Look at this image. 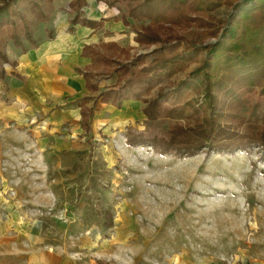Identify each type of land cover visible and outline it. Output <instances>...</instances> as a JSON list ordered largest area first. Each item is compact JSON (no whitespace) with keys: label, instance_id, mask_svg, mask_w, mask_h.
I'll return each mask as SVG.
<instances>
[{"label":"rangeland","instance_id":"obj_1","mask_svg":"<svg viewBox=\"0 0 264 264\" xmlns=\"http://www.w3.org/2000/svg\"><path fill=\"white\" fill-rule=\"evenodd\" d=\"M70 1L48 4L49 19L35 24L34 37L39 42L49 32L64 34L67 56L57 67L46 61V67L61 77L86 72L98 89L84 85L58 95L46 110L52 121L45 119L46 111L32 113L24 128L8 126L18 137L0 138L2 155L6 147L17 155L16 166L0 171V264H29L33 253H45L48 261L54 258L60 264H264L263 150L252 144L233 152L203 147L176 155L150 144L130 146L126 137L132 133L167 137L171 118L162 112L156 120L146 119L141 98L127 99L136 100L137 106L123 99L119 107L100 100L102 91L114 86L116 62L141 61V66L159 51L189 48L187 64L164 75L142 98H152L162 88L167 90L164 108H176L190 97L200 103L201 91L191 89L183 97L171 88L206 58L203 46L217 40L210 35L213 29L191 22L174 27L179 42L143 45L134 40L139 26L130 17L124 25L117 6L84 0L75 12ZM230 10L218 7L211 23L217 26ZM202 15L209 20L207 13ZM74 16L101 23L92 28L76 22L72 29ZM85 43L116 62L107 65L88 56L86 63L81 61L76 49ZM6 45L9 58L16 57L20 50ZM260 90L257 85L242 96L264 106ZM74 98L95 106L87 133L79 123V107L70 104ZM219 100L206 111H219L223 96ZM247 109L234 111L246 117ZM223 111L227 115L232 110ZM220 120L232 125L238 121L226 116ZM29 126L33 133L25 132ZM6 181L14 187L7 188ZM3 197L12 201V215L4 212Z\"/></svg>","mask_w":264,"mask_h":264},{"label":"trees","instance_id":"obj_2","mask_svg":"<svg viewBox=\"0 0 264 264\" xmlns=\"http://www.w3.org/2000/svg\"><path fill=\"white\" fill-rule=\"evenodd\" d=\"M53 0H0V79L8 74L5 65L10 67L9 74L19 76L15 67L17 62L8 58L7 43L26 51L38 46L34 37V26L40 21L49 19L48 7ZM110 6H117L121 11L124 25H129L131 18L139 27H135V36L139 44L165 43L173 44L181 38L172 33L174 27H186L191 22L199 26H209L213 30L215 42L203 46L206 58L191 73L172 83L174 94L189 96L190 90L201 91L203 99L199 103L190 97L176 108H164L163 100L167 90L160 89L156 95L143 99L146 90L154 87L164 75L171 76L175 71L187 64V53L192 49H176L168 52L159 51L145 65L139 66L135 61L114 62L113 57L101 54L94 46L85 44L81 55L90 57L94 62H103L113 67L116 76L114 86L102 91L100 100L116 107L123 99H142L145 106L142 114L146 119L156 120L163 113L171 118L167 137L146 138L141 134H128L126 142L135 144H150L161 152H174L176 155L192 154L193 151L207 147L217 153L233 152L247 149L252 144L264 152V106L258 102L247 101L242 96L243 90H254L259 85L264 94V0H106ZM84 0H71L69 6L75 12ZM47 3V6L44 5ZM49 4V6H48ZM227 5L231 8L225 19L214 26L210 19L218 7ZM202 13H207L209 20ZM150 23L144 24L143 20ZM70 28L76 22L92 28L99 27L101 20L74 16ZM50 34V32H49ZM50 36V35H49ZM107 47H115L107 43ZM82 72L85 85L91 89L98 87L88 81V75ZM219 111H206L220 102ZM71 104L79 107L80 126L88 132L93 107H86L83 101L74 98ZM248 115L242 116L235 108L245 106ZM224 109L232 110L225 115ZM163 112V113H162ZM237 119V123L221 122L222 117ZM181 120V121H180ZM241 124L246 125L245 131H240Z\"/></svg>","mask_w":264,"mask_h":264},{"label":"crops","instance_id":"obj_3","mask_svg":"<svg viewBox=\"0 0 264 264\" xmlns=\"http://www.w3.org/2000/svg\"><path fill=\"white\" fill-rule=\"evenodd\" d=\"M61 36L64 37V34L55 36L52 32L47 33L46 39L39 41L37 47H28L26 51L13 46L20 50L18 55L11 59L17 62L15 69L19 76L9 74L10 67L8 65L7 67L4 66L6 70L9 69L7 70L8 76L5 79H0V138L12 140V138L18 137V133H13L9 129V125L15 124L16 127L24 128L26 123L32 119L28 118L29 114L46 111L47 107L52 105V100L57 98L58 95L67 96L68 93L74 91V88L85 87L82 74H79L78 77L74 75L61 77L50 73L45 65L46 61H51L52 65L56 64L57 67L60 64L59 61H63L67 56L68 51L62 42ZM85 44H82L76 50L81 61L86 63L89 58L81 55L82 47ZM124 101L130 102V105H138L136 100L126 99ZM44 116L47 120L52 121L54 119L47 111ZM25 132L31 133L32 127H26ZM4 151L5 155H2V148H0V171L5 168L8 170L10 164L16 166L17 163L13 162L17 158V155L14 156L12 153L13 148L6 147ZM8 181H6L7 188L14 187ZM3 200L4 212L9 211L12 215L15 212L11 207L12 201L7 202L4 197ZM5 217L7 219V215ZM43 254L45 253H33L30 256V262L32 264H60V261H56L54 258H52V261H48L47 257L49 255ZM28 258L26 257L25 260H28Z\"/></svg>","mask_w":264,"mask_h":264}]
</instances>
